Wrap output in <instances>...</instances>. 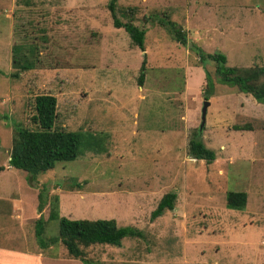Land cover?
<instances>
[{
  "label": "rangeland",
  "instance_id": "obj_1",
  "mask_svg": "<svg viewBox=\"0 0 264 264\" xmlns=\"http://www.w3.org/2000/svg\"><path fill=\"white\" fill-rule=\"evenodd\" d=\"M107 2L0 0V243L58 252L34 236L38 216L40 239L57 234L51 209L142 231L118 247H87L90 264H264V106L221 82L215 62L197 54L219 52L238 69L263 66L264 0H117V18L144 30L143 50L113 26ZM13 54L31 67L13 66ZM41 93L55 97L52 128L79 132L80 145L73 160L29 174L7 160L13 124L35 128ZM195 136L213 161L190 157ZM168 191L173 208L151 219ZM229 191L244 194L241 207L225 205Z\"/></svg>",
  "mask_w": 264,
  "mask_h": 264
},
{
  "label": "trees",
  "instance_id": "obj_2",
  "mask_svg": "<svg viewBox=\"0 0 264 264\" xmlns=\"http://www.w3.org/2000/svg\"><path fill=\"white\" fill-rule=\"evenodd\" d=\"M116 1L108 0L107 9L110 13L112 24L116 28H122L128 35L131 43L143 50L144 30L138 27L128 18L120 21L116 13ZM160 23L167 27L174 39L181 44L184 43V35L179 29L174 27L172 21L167 18L160 19ZM15 49L16 47L13 46ZM197 54L202 60L210 58L215 62L214 71L218 79L227 84L234 85L237 90L248 93L252 98L264 106V65L253 69H238L225 65V56L219 52L202 53L197 49ZM19 58L12 55V65L19 69H29L31 64L18 65ZM140 72L137 76L138 84L143 79L144 59L140 64ZM15 75V74H14ZM211 91L210 81L204 88L203 98L206 99ZM55 97L48 93L37 94L33 97V110L31 122L34 129L26 128L20 124H13V134L8 155V166L20 169L29 174L51 169L56 161L73 160L78 154L80 145V133L77 131L52 128L55 118ZM187 150L195 160H203L206 163L214 160L215 154L212 149L206 147L200 138L193 137L188 140ZM43 190L37 193V212H40L44 204L42 197ZM175 192L168 191L161 195L155 208L150 213V218H155L164 209H172L175 200ZM244 202L242 192H227L225 205L227 207H241ZM49 218V219H48ZM47 219L57 221V234L46 241L40 239L45 220L40 216L34 220V236L37 244L43 248L47 244L59 243L66 254L74 259H78L84 264L92 263L85 257L86 248L93 245L120 246L123 237H141L142 231L132 226H117L113 219H69L59 216L54 210L49 211Z\"/></svg>",
  "mask_w": 264,
  "mask_h": 264
},
{
  "label": "crops",
  "instance_id": "obj_3",
  "mask_svg": "<svg viewBox=\"0 0 264 264\" xmlns=\"http://www.w3.org/2000/svg\"><path fill=\"white\" fill-rule=\"evenodd\" d=\"M52 245L58 246L59 251L56 253H46L47 251L44 253L42 250L34 249L19 251L0 243V264H84L78 259L69 257L59 243Z\"/></svg>",
  "mask_w": 264,
  "mask_h": 264
},
{
  "label": "water",
  "instance_id": "obj_4",
  "mask_svg": "<svg viewBox=\"0 0 264 264\" xmlns=\"http://www.w3.org/2000/svg\"><path fill=\"white\" fill-rule=\"evenodd\" d=\"M208 105V101L206 99H204L202 101L201 104V108H200V122H199V128L203 125L204 123V114H205V110H206V106Z\"/></svg>",
  "mask_w": 264,
  "mask_h": 264
}]
</instances>
